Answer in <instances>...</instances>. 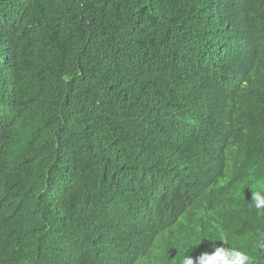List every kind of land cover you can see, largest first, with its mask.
<instances>
[{"label":"trees","instance_id":"1","mask_svg":"<svg viewBox=\"0 0 264 264\" xmlns=\"http://www.w3.org/2000/svg\"><path fill=\"white\" fill-rule=\"evenodd\" d=\"M257 180L264 0H0V264H264Z\"/></svg>","mask_w":264,"mask_h":264},{"label":"clouds","instance_id":"2","mask_svg":"<svg viewBox=\"0 0 264 264\" xmlns=\"http://www.w3.org/2000/svg\"><path fill=\"white\" fill-rule=\"evenodd\" d=\"M259 190L252 191L251 207L257 215L264 217V180H257ZM256 245L264 249V231H258ZM224 245V244H223ZM179 264H255V258L239 247H214L211 253L204 252L195 259L186 254L179 260Z\"/></svg>","mask_w":264,"mask_h":264}]
</instances>
